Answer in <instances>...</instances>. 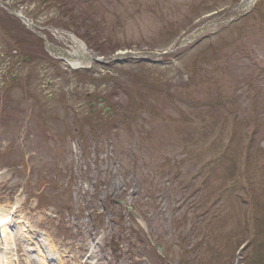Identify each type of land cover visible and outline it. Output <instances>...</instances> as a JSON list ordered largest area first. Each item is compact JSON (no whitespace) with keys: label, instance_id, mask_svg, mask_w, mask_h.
Returning a JSON list of instances; mask_svg holds the SVG:
<instances>
[{"label":"rangeland","instance_id":"obj_1","mask_svg":"<svg viewBox=\"0 0 264 264\" xmlns=\"http://www.w3.org/2000/svg\"><path fill=\"white\" fill-rule=\"evenodd\" d=\"M95 1L99 2L95 7L102 10L98 15L93 12L96 16L94 25L100 26L98 39L104 40L111 34L104 19L109 23L118 19L120 24L123 18L131 23L121 27L119 33L115 32L117 43L104 58L107 65H91L90 81H78L72 71L57 75V68L40 55V47L23 42L27 39L24 33L18 35L23 43L19 51L23 58L30 55L25 58L26 62L32 61L28 72H23L21 78L34 80L35 99L33 102L21 98L24 93H32V90L26 92L21 84L18 88L10 85L4 92L6 97L0 98V114L2 118L6 117L4 123H0V167L3 168L0 181L7 183L6 199L0 201V210L9 214L15 224H11V230L16 249L15 253H9L10 261L13 264H45L38 257L39 251L32 249L33 246L27 242L32 240V237H27L28 230L50 248L51 264H207L212 259L219 264L223 258H231L232 261L220 264H240L239 258L245 262L262 258L259 264H263L261 247L256 239H251L253 232L247 237L242 236L243 218L241 234L237 233L235 238L231 234L229 224L235 218V208L239 206L233 205L229 218L225 219L229 191L220 195V199L214 195L216 189L219 191L228 185V179L242 180L244 186L245 183L250 186L248 183L253 179L250 173L244 178L239 168V163L247 164L254 160L253 156L244 161L242 150L245 146L240 145L237 149L234 144L230 150L228 143L232 141L227 140L230 128L227 124L232 123L228 116L229 105L236 102L239 120L253 113L249 100L245 103L235 100L242 99L247 92L249 98L254 97L251 87L254 81L240 82L241 78H238L247 72L248 59L242 55L243 50L237 48L240 45L233 42L237 48L235 51L228 45L236 30L230 32L229 39L222 37L221 32L218 37L193 45V49H184L200 36H208L228 20L236 21L251 10L237 12L238 0H229L230 3L197 0L196 6L193 0H177L176 3L172 0H139L141 9L137 0ZM214 5L218 12L211 15L209 11ZM88 10L82 16L81 12L76 13L72 19L88 21ZM104 11L107 15L103 14ZM49 15L47 12L46 24L53 18ZM169 17H172L171 23ZM154 19L157 21L152 22ZM71 22L58 20L53 26L61 30ZM169 29L173 31L174 41ZM193 29L197 31L192 33ZM184 31L186 34L182 35ZM187 34L189 37H184ZM222 41L227 44L222 45ZM62 44L72 46L68 40ZM131 53L148 55L147 59L154 58L159 63H133ZM39 56L43 58L34 61ZM134 71L140 75L148 74L160 85H183L182 93L179 89L175 94H188L198 110L191 111L192 102H189L186 109L174 112L176 105L163 95L149 96L143 109L150 105L152 110L162 111L151 119L147 111L140 110L132 127V136L128 135L129 130L121 129L117 131L118 142L115 144V136L108 132L109 145L105 146L89 143L90 134L85 132L78 137L73 151H64L59 140L65 130L68 135L78 134L72 125V114L86 111L85 96H90L87 101L93 103L94 96H103L113 88L112 83L107 87L101 86L102 79L99 78L111 77L114 83H125L129 79L132 82ZM193 71L197 74L191 78L189 73ZM186 79L188 83H185ZM217 83L220 86L217 87ZM219 88L226 94L216 96L220 91L214 90ZM49 100L47 110L51 114L47 122L58 119L61 126L59 130L52 128L40 134L33 121L42 111L34 107L40 101L43 105ZM112 101L117 102L116 99ZM14 102L21 104V110L14 108ZM62 109L71 112L65 116ZM10 111H13L12 116L8 115ZM217 125L221 132L213 134ZM180 127L182 130L179 131ZM252 127L250 124L248 129ZM210 129L212 134L208 132ZM93 133L98 134L97 131ZM202 134L205 138L200 140L197 135ZM215 142L218 148L213 151L205 145ZM260 147L264 151V143ZM197 151L201 152L197 154ZM229 154L236 161H230ZM222 155H227L226 161ZM242 195L245 197L247 193ZM47 205L68 207L75 214L69 211L68 216L63 215L59 219ZM258 207L264 214V204ZM248 212L249 209L244 211L245 221L248 220ZM13 227L19 228L17 233ZM258 228L264 231L263 225ZM213 234L215 238L210 246L217 252L210 256L203 237L209 235L211 238ZM80 244L86 246L87 251L79 257L77 248ZM148 244L153 245H150L151 249L146 247Z\"/></svg>","mask_w":264,"mask_h":264},{"label":"bare ground","instance_id":"obj_2","mask_svg":"<svg viewBox=\"0 0 264 264\" xmlns=\"http://www.w3.org/2000/svg\"><path fill=\"white\" fill-rule=\"evenodd\" d=\"M137 3H138V5H139V9H141L142 6L139 4V0H137ZM200 3H201V2H200ZM196 4H197V0H193V5L196 6ZM72 42H73V44L76 46L77 51H78V49H79V50H80L81 48L83 49L82 44H81L80 42H78L76 39H72ZM75 54H77V52H73V54H67V55H69L70 57H73V55H75ZM96 54H99V53L97 52V53H95V55H96ZM68 60L70 61V64H71L72 66L76 67V65H75V63H74V61H73V59L68 58ZM6 225H7V218H6V216L4 215L3 212H0V229L2 228V229H3L2 233L5 234L6 239H5V238H4V239H5V245L7 244V245H6V248H7V246H11V245H12L13 239H12V235H11V233H9V232L7 231ZM40 253H41V255H42L41 257H42L45 261H47V260L49 259V257H45V253H44L43 251H41ZM46 259H47V260H46ZM7 264H10V261H9Z\"/></svg>","mask_w":264,"mask_h":264}]
</instances>
